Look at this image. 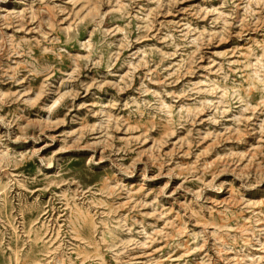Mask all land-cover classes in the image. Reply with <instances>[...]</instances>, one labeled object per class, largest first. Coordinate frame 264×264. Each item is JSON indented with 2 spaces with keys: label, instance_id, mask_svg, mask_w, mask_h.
Here are the masks:
<instances>
[{
  "label": "rangeland",
  "instance_id": "rangeland-1",
  "mask_svg": "<svg viewBox=\"0 0 264 264\" xmlns=\"http://www.w3.org/2000/svg\"><path fill=\"white\" fill-rule=\"evenodd\" d=\"M0 264H264V0H0Z\"/></svg>",
  "mask_w": 264,
  "mask_h": 264
}]
</instances>
